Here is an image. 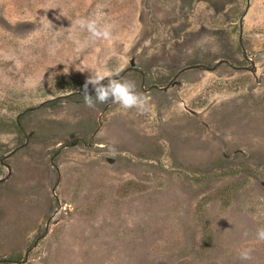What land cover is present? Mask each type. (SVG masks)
<instances>
[{
  "label": "rangeland",
  "instance_id": "rangeland-1",
  "mask_svg": "<svg viewBox=\"0 0 264 264\" xmlns=\"http://www.w3.org/2000/svg\"><path fill=\"white\" fill-rule=\"evenodd\" d=\"M260 229L264 0H0V264H264Z\"/></svg>",
  "mask_w": 264,
  "mask_h": 264
},
{
  "label": "clouds",
  "instance_id": "clouds-1",
  "mask_svg": "<svg viewBox=\"0 0 264 264\" xmlns=\"http://www.w3.org/2000/svg\"><path fill=\"white\" fill-rule=\"evenodd\" d=\"M76 32L87 33L88 40L109 41L113 38L114 24L105 20L104 13L97 11L90 17H83L75 20L71 25ZM91 85L94 96L88 94V86ZM82 95L84 103L87 107H94L95 103L111 102L118 105L123 110L135 109L139 114L143 115L151 111L149 99L138 94L135 91V85L131 82H121L119 79H108L105 83V77L96 73H91L85 81ZM167 119V116H165ZM114 151V149H113ZM258 241H264V229H260L256 233ZM242 261L251 259L250 252L245 249L239 254Z\"/></svg>",
  "mask_w": 264,
  "mask_h": 264
}]
</instances>
